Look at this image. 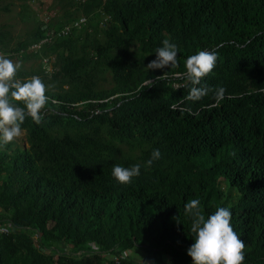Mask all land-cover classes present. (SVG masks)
<instances>
[{
	"label": "trees",
	"instance_id": "16d2710c",
	"mask_svg": "<svg viewBox=\"0 0 264 264\" xmlns=\"http://www.w3.org/2000/svg\"><path fill=\"white\" fill-rule=\"evenodd\" d=\"M59 1L15 47L0 30V54L41 60L16 78L50 98L0 148V264H193L192 199L206 219L227 208L243 264H264V0ZM164 39L177 66L148 70ZM202 50L218 58L198 87L225 88L219 101L187 99ZM137 164L127 185L112 175Z\"/></svg>",
	"mask_w": 264,
	"mask_h": 264
},
{
	"label": "clouds",
	"instance_id": "9594fccd",
	"mask_svg": "<svg viewBox=\"0 0 264 264\" xmlns=\"http://www.w3.org/2000/svg\"><path fill=\"white\" fill-rule=\"evenodd\" d=\"M162 43L163 46L156 50L155 59L147 64L148 70L177 66V46L168 39H164ZM217 58L215 52L203 50L187 58L184 76L192 86L188 100L198 101L209 92L213 93L216 101L224 97L226 89L221 86L215 89L206 85L198 87L202 78L213 71ZM20 67L19 63L0 54V148L22 135L21 125L27 116L40 124L43 119L42 110L50 100L45 94L46 86L40 77L32 76L26 81L16 78ZM14 102H22L24 107ZM161 155L159 149H154L146 166H151ZM140 168L139 164L129 168L115 165L112 175L121 185H127L140 175ZM200 204L199 199H192L184 206L185 215L192 219L190 230L195 235L194 243L187 253L193 264H243L245 243L231 226V212L225 207H219L206 219Z\"/></svg>",
	"mask_w": 264,
	"mask_h": 264
},
{
	"label": "rangeland",
	"instance_id": "374dc122",
	"mask_svg": "<svg viewBox=\"0 0 264 264\" xmlns=\"http://www.w3.org/2000/svg\"><path fill=\"white\" fill-rule=\"evenodd\" d=\"M62 13L63 9L59 0H34L26 3L0 0V30L8 35L6 43L8 47L12 48L22 39H27L38 22L42 21L48 24L52 20L57 21ZM81 15L83 14H79V16ZM5 57L14 63H19L21 65L19 70L29 71L36 69L41 64V60L35 57H30L27 61L16 56L11 57L8 54ZM15 140L20 143L25 142V131L22 130V135Z\"/></svg>",
	"mask_w": 264,
	"mask_h": 264
},
{
	"label": "built area",
	"instance_id": "2783aa9c",
	"mask_svg": "<svg viewBox=\"0 0 264 264\" xmlns=\"http://www.w3.org/2000/svg\"><path fill=\"white\" fill-rule=\"evenodd\" d=\"M87 23V17L86 16H81L78 20H76L72 26H66L63 30H61L59 32V34H68L69 31L71 30V28H79L81 27L82 25H85ZM40 46L38 44H35L33 45L32 48L34 49H37L39 48ZM52 67H49V69H51ZM175 87H177L175 85ZM0 233H5V234H8L9 233V228L4 226V225H0Z\"/></svg>",
	"mask_w": 264,
	"mask_h": 264
}]
</instances>
